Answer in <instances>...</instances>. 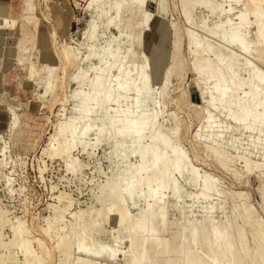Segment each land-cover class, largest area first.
Masks as SVG:
<instances>
[{
  "label": "rangeland",
  "instance_id": "obj_1",
  "mask_svg": "<svg viewBox=\"0 0 264 264\" xmlns=\"http://www.w3.org/2000/svg\"><path fill=\"white\" fill-rule=\"evenodd\" d=\"M15 4L14 8L0 5V160H4V167L0 166V209L9 213L13 226L21 225L24 239L42 264L57 260V231H48L46 221L63 204L58 200L61 194L70 198L71 207L64 214L65 226L59 234L76 222L75 246L80 229L94 223V233L90 232L93 244L107 249L113 243L110 227H98L96 215L90 214V189L104 182L101 173L110 172L103 159L105 147H99L91 159L74 150V157L85 165L80 182L54 154L52 140L59 125L70 119L73 103L65 102V98L79 89L91 92L88 85L79 86L73 80L77 72L87 73L89 81L110 75L108 70L88 69L90 42L86 36L90 29L95 30L96 54L109 49L115 58L108 64L125 57L126 68L133 71L134 78L127 80L126 88L115 93V115L120 117L125 112L131 117L136 112L133 87L142 86L140 69L145 66L143 76L153 95L150 107L157 136L168 138L171 147L165 148L157 140L153 145L181 159L185 172L195 169L199 178L204 174L213 177L224 190L228 200H200L192 210L213 204L231 210L233 199L242 196L239 205L252 210L264 228V206L259 198L261 193L264 196V172L255 169V165L264 166V129L243 119L241 111L251 101L249 63L264 75V37L257 36L255 27L256 22L264 25V0H102L99 4L95 0H15ZM114 4L119 6L118 14L111 9ZM238 15L246 19L242 29L248 39L262 52L259 61L257 54H240L222 38L238 23ZM219 56L222 61L217 63ZM208 67L217 68L224 81L226 111L216 101L211 87L216 76L205 73ZM231 77L240 88L234 86ZM257 92L260 96L264 93L261 88ZM82 114L87 115V111ZM92 138L87 136L85 141L92 142ZM211 150L226 158L229 172L217 165ZM243 159L248 160V169ZM94 165H99L100 174L93 175ZM183 189L185 205H189L188 198L197 190ZM102 230L108 235L101 234ZM12 238L9 228L1 231V243L7 244ZM10 249H0V256H16ZM126 249L127 244H123L122 254L114 260H91L125 264ZM19 255L16 261L22 264Z\"/></svg>",
  "mask_w": 264,
  "mask_h": 264
},
{
  "label": "bare ground",
  "instance_id": "obj_2",
  "mask_svg": "<svg viewBox=\"0 0 264 264\" xmlns=\"http://www.w3.org/2000/svg\"><path fill=\"white\" fill-rule=\"evenodd\" d=\"M101 1L95 0L98 4ZM110 6L111 9H116L118 14L119 6L116 4ZM244 19L242 15H238L236 18L238 23L231 25L228 36L224 35L222 38L227 41L231 49L240 54H257L259 61L262 59V56H259L262 52L254 47V41L248 39L247 31L242 29ZM255 27L257 36L264 37L263 23L256 22ZM86 39L90 42L86 56L88 69L100 72L108 70L110 75L106 78L96 76L89 81L87 73L82 70L77 72L73 80H76L79 86L88 85L91 92L88 94L79 89L71 97L65 98V102L73 103L70 106V119L59 125L52 140L54 154L62 160L66 171L79 178L80 182H82L80 174L85 165L74 157V150H79L84 157L91 159L99 147H105L102 150L104 151L103 159L110 172L102 171L101 173L99 165L93 167V175L101 173L105 180L99 185H93L90 189L89 194L93 201L90 214L96 215L98 227L103 224L110 227L113 243L107 249L93 244L91 241L93 235L90 236V232L94 223L86 227L84 225L80 229L75 246H73L77 227L75 221L69 231L59 234L58 231L63 230L65 226L64 214L71 207V200L68 197H62V194L58 195V200L63 204L54 209L53 218L46 221L48 231L51 232L52 229L57 231L54 250L58 254L55 264H98L91 260L98 258L114 260L120 253L122 254L120 247L123 244H127V249L123 252L125 264H264V228L252 210L245 205H239L238 199L242 196H235L237 197L235 201L231 198L232 202H235L231 210H225L226 208L222 205V207L218 206L219 204H213L208 208L202 207L201 210H192L200 200L228 199L224 190L216 184V179L214 181L213 177H207V174L199 178L195 169L189 173L185 172V165L181 159L170 156L168 152L153 145L158 141L165 148L171 147L168 138L162 135L157 136L153 107H150V104H153V95L148 87L146 76H143L145 66L140 69V75L144 78L142 86L133 87L135 94L133 104L136 112L131 117L125 112H122L120 117L116 116L115 93L126 88L127 80L133 77L131 74L133 71L126 68L123 62L125 57H117L108 64V60L115 58L109 49H101L98 54L95 53L94 29L89 30ZM221 61L222 56H219L217 63ZM249 69L251 71L249 83L251 101L249 106L242 104L243 119L264 129V93L260 96L257 92L258 88L264 91V75L251 63H249ZM205 73L216 76L211 87L217 95L218 105L224 110L226 89L218 69L208 67ZM230 81L236 88H240V84L232 77ZM85 111L87 115L82 114ZM89 113L93 115L89 116ZM87 136L93 137L92 140L90 139L92 142L85 141ZM211 152L219 162L217 165L227 171L230 163L225 160L226 158L217 154L215 150ZM244 161L248 169L249 162L246 159ZM0 166L4 167V160H0ZM255 167L264 172V166L258 164ZM180 178L183 183L180 182ZM186 186L197 190L195 196L188 198L191 201L189 205H185L187 201H184L186 191L184 192L183 188ZM259 196L260 203L264 206L263 193ZM1 210L0 249L4 248L6 251L7 247L9 249L11 247L16 252V256L14 251V255L8 254L12 251L8 252L9 257L6 259L0 256V264H4L5 261L9 264L13 263L18 254L23 258L22 264H42V259L40 260L30 243L24 239L21 225L13 226V221L10 223L7 216L9 213ZM4 228H9L13 233L12 241L7 244L1 243V231ZM100 233L108 235V232L104 233V230ZM15 263L19 264L17 261Z\"/></svg>",
  "mask_w": 264,
  "mask_h": 264
},
{
  "label": "crops",
  "instance_id": "obj_3",
  "mask_svg": "<svg viewBox=\"0 0 264 264\" xmlns=\"http://www.w3.org/2000/svg\"><path fill=\"white\" fill-rule=\"evenodd\" d=\"M0 5L1 6H12L14 8L16 6L15 0H0ZM13 12V10H12Z\"/></svg>",
  "mask_w": 264,
  "mask_h": 264
}]
</instances>
